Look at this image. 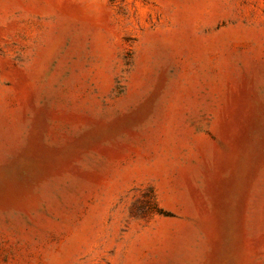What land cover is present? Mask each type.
<instances>
[{"label": "rangeland", "instance_id": "obj_1", "mask_svg": "<svg viewBox=\"0 0 264 264\" xmlns=\"http://www.w3.org/2000/svg\"><path fill=\"white\" fill-rule=\"evenodd\" d=\"M0 264H264V0H0Z\"/></svg>", "mask_w": 264, "mask_h": 264}]
</instances>
